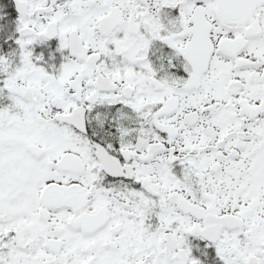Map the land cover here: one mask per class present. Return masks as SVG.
<instances>
[{
  "label": "snow or ice",
  "instance_id": "obj_1",
  "mask_svg": "<svg viewBox=\"0 0 264 264\" xmlns=\"http://www.w3.org/2000/svg\"><path fill=\"white\" fill-rule=\"evenodd\" d=\"M0 264H264V0H0Z\"/></svg>",
  "mask_w": 264,
  "mask_h": 264
}]
</instances>
